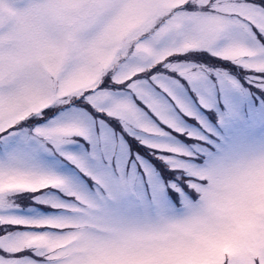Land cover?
<instances>
[{
	"label": "snow or ice",
	"instance_id": "obj_1",
	"mask_svg": "<svg viewBox=\"0 0 264 264\" xmlns=\"http://www.w3.org/2000/svg\"><path fill=\"white\" fill-rule=\"evenodd\" d=\"M258 174L264 0H0V264H264Z\"/></svg>",
	"mask_w": 264,
	"mask_h": 264
},
{
	"label": "clouds",
	"instance_id": "obj_2",
	"mask_svg": "<svg viewBox=\"0 0 264 264\" xmlns=\"http://www.w3.org/2000/svg\"><path fill=\"white\" fill-rule=\"evenodd\" d=\"M257 188L259 189L261 186H264V174H258L257 175Z\"/></svg>",
	"mask_w": 264,
	"mask_h": 264
},
{
	"label": "rangeland",
	"instance_id": "obj_3",
	"mask_svg": "<svg viewBox=\"0 0 264 264\" xmlns=\"http://www.w3.org/2000/svg\"><path fill=\"white\" fill-rule=\"evenodd\" d=\"M133 147H134V148H136V147H139V146H137V145H134Z\"/></svg>",
	"mask_w": 264,
	"mask_h": 264
}]
</instances>
